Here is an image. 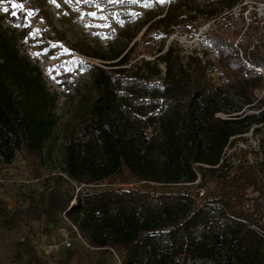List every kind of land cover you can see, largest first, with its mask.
<instances>
[{
    "label": "trees",
    "instance_id": "16d2710c",
    "mask_svg": "<svg viewBox=\"0 0 264 264\" xmlns=\"http://www.w3.org/2000/svg\"><path fill=\"white\" fill-rule=\"evenodd\" d=\"M170 3L145 32L192 35L212 22L201 46L187 51L171 43L152 61L128 67L134 33L126 41L121 36L125 44L109 57L87 54L109 64L91 68L97 96L85 140L66 148L62 175L46 178L51 186L13 212L14 223L45 221L44 233L64 223L77 240L64 264H195L219 249L228 255L224 264H264L259 166L239 161L231 169L223 160L236 138L252 126L264 129V77L256 70H264V47L254 44L264 32L257 34L254 14L243 17V0ZM2 19L16 24L13 15ZM13 34L2 29L0 18V166L21 153L25 173L41 181L55 96L39 68L20 56ZM240 35L242 43L235 44ZM258 146L264 150V137ZM198 179L205 189L201 205L188 192L147 189ZM136 183L146 188H114ZM69 184L76 193L65 190ZM34 251L30 246L19 253L35 257Z\"/></svg>",
    "mask_w": 264,
    "mask_h": 264
},
{
    "label": "rangeland",
    "instance_id": "374dc122",
    "mask_svg": "<svg viewBox=\"0 0 264 264\" xmlns=\"http://www.w3.org/2000/svg\"><path fill=\"white\" fill-rule=\"evenodd\" d=\"M171 1L180 2V0H164L163 3L158 0H137L135 3L132 0H124V2L90 0L88 3H77L76 0H71L70 3H66L65 0H56V3H52L51 0L0 2L2 29L12 34L16 30L17 33L13 35L20 56L27 58L32 65L39 68L46 89L55 96L52 108L55 126L51 138L44 146L43 180H32L25 173L21 153L16 154L11 164L0 166V264H64L66 251L76 246L77 240L63 222L60 221L54 227L49 226L47 233H44L45 221H29L26 224L24 220L17 219L14 223L13 212L16 208L25 209L33 199L37 200L45 187L51 186V183L44 184L46 178L62 175L66 148L70 144L80 147L85 140L84 127L89 121L88 110L97 96L91 68L109 64L88 55L109 57L112 53L115 54L125 44L124 41L134 33L136 36L129 45L131 49L128 67L141 60L152 61L159 50L164 51L171 43L187 51L201 46L199 38L207 33L212 22L200 24L197 33L192 35L175 32L168 37L163 34L162 29L145 32L151 23L163 17ZM243 2V5L248 4L243 17L247 20L251 14L255 15L258 22L257 34L261 37L264 32L262 0H243ZM29 11L31 15H28ZM93 12L96 13L95 16L90 15ZM10 15L16 18L14 20L16 24L11 26L2 19L9 18ZM248 26L250 23L246 22V27ZM121 36L124 39L122 43ZM240 39L241 35L236 39L235 44H241ZM257 40L254 44L264 47V40ZM251 50L254 51L253 48ZM209 58L213 57L209 55ZM160 67L163 70V65ZM256 70L259 73L263 72L260 74L264 77V70L260 71L258 68ZM212 76L215 78L216 74ZM245 112L259 113L246 108ZM220 117L227 116L220 114ZM260 137H264V129L260 126H252L225 150L223 160L227 158L226 163L231 169L238 161L245 165L257 164L264 183V150L259 149L258 146ZM238 142L242 145H237ZM199 183L198 179L192 185L151 184L147 185L149 186L147 189L156 188L166 193L188 192L195 198L196 203L201 205L205 198L203 195L205 189H200ZM145 186L136 183L114 185V188L143 190ZM73 189L76 193L77 189L72 184L65 188L68 192ZM260 213L263 215L264 224L262 201ZM219 214L220 209L213 211V217L217 218ZM30 227L34 234L29 231ZM67 241L71 244L69 248L65 245ZM30 246L35 249V257L19 253L27 248L29 250ZM261 252L264 257V243ZM227 258L226 249H219V254H215L214 258L198 259L195 264H224ZM115 261L110 259L109 263L118 264Z\"/></svg>",
    "mask_w": 264,
    "mask_h": 264
},
{
    "label": "snow or ice",
    "instance_id": "6c2138e0",
    "mask_svg": "<svg viewBox=\"0 0 264 264\" xmlns=\"http://www.w3.org/2000/svg\"><path fill=\"white\" fill-rule=\"evenodd\" d=\"M0 2H2V0H0ZM51 2L56 3V0H51ZM65 2L70 3L71 0H65ZM76 2L77 3H88V2H90V0H76ZM120 2H124V0H120ZM132 2L135 3V2H137V0H132ZM158 2L163 3L164 0H158ZM20 6L23 7L22 5H20ZM57 6H59V5H57ZM28 15H31L30 11L28 12ZM90 15L95 16L96 13L93 12V13H90Z\"/></svg>",
    "mask_w": 264,
    "mask_h": 264
},
{
    "label": "built area",
    "instance_id": "2783aa9c",
    "mask_svg": "<svg viewBox=\"0 0 264 264\" xmlns=\"http://www.w3.org/2000/svg\"><path fill=\"white\" fill-rule=\"evenodd\" d=\"M264 4V0H262V5ZM195 48H197V47H194L193 49H195ZM260 71H262V69H260V68H258ZM260 73H263V72H260ZM233 140V138L230 140V141H232ZM237 145H242L241 143H237ZM238 163H239V161H238ZM78 238L80 239V236H78ZM65 245H66V247H71V244H70V242H65Z\"/></svg>",
    "mask_w": 264,
    "mask_h": 264
}]
</instances>
